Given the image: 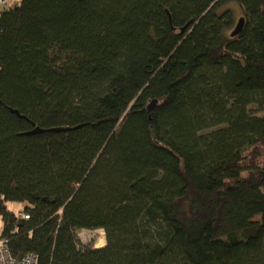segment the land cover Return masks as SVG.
Here are the masks:
<instances>
[{
	"label": "trees",
	"instance_id": "obj_1",
	"mask_svg": "<svg viewBox=\"0 0 264 264\" xmlns=\"http://www.w3.org/2000/svg\"><path fill=\"white\" fill-rule=\"evenodd\" d=\"M251 105L264 112V0L12 3L0 240L38 264H264ZM98 229L103 247L79 245Z\"/></svg>",
	"mask_w": 264,
	"mask_h": 264
},
{
	"label": "rangeland",
	"instance_id": "obj_2",
	"mask_svg": "<svg viewBox=\"0 0 264 264\" xmlns=\"http://www.w3.org/2000/svg\"><path fill=\"white\" fill-rule=\"evenodd\" d=\"M13 4H19L20 0H10ZM230 6L233 8L235 17L238 18L241 15V10L237 3H231ZM250 108L259 116L264 115L263 111H257V107L251 105ZM259 153H262V149H259ZM253 162L260 163L262 161L261 155H257V157L251 158ZM6 208L12 212H22L24 207L26 206L23 203L19 202H4ZM2 223L0 219V234L2 232ZM78 243L82 247H90L93 249H99V247H103L106 244V236H104V232L101 229L98 230H79L77 231ZM104 244V245H103Z\"/></svg>",
	"mask_w": 264,
	"mask_h": 264
},
{
	"label": "built area",
	"instance_id": "obj_3",
	"mask_svg": "<svg viewBox=\"0 0 264 264\" xmlns=\"http://www.w3.org/2000/svg\"><path fill=\"white\" fill-rule=\"evenodd\" d=\"M11 4L10 0H0V15ZM17 216L24 219L29 217L22 213H18ZM0 264H38V259L33 253H28L20 259H15L8 248L6 240H0Z\"/></svg>",
	"mask_w": 264,
	"mask_h": 264
},
{
	"label": "water",
	"instance_id": "obj_4",
	"mask_svg": "<svg viewBox=\"0 0 264 264\" xmlns=\"http://www.w3.org/2000/svg\"><path fill=\"white\" fill-rule=\"evenodd\" d=\"M241 22L242 21H240V24H241ZM240 24L238 23V25L236 26V30H237V28L240 26ZM234 33H235V31H234ZM40 130L38 129V128H35V130H33V131H31V132H28L27 134H35V133H37V132H39Z\"/></svg>",
	"mask_w": 264,
	"mask_h": 264
},
{
	"label": "bare ground",
	"instance_id": "obj_5",
	"mask_svg": "<svg viewBox=\"0 0 264 264\" xmlns=\"http://www.w3.org/2000/svg\"><path fill=\"white\" fill-rule=\"evenodd\" d=\"M104 245V244H103Z\"/></svg>",
	"mask_w": 264,
	"mask_h": 264
}]
</instances>
